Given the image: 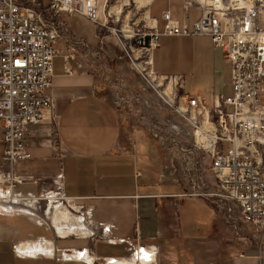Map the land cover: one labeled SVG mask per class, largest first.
Listing matches in <instances>:
<instances>
[{"label": "crops", "instance_id": "0c3cea01", "mask_svg": "<svg viewBox=\"0 0 264 264\" xmlns=\"http://www.w3.org/2000/svg\"><path fill=\"white\" fill-rule=\"evenodd\" d=\"M145 9L147 19L157 24L159 32L165 11L189 29L201 14L197 5L186 6L185 0H147ZM55 23L60 37L54 48L61 52L54 60L49 91L54 98L55 119L28 127L30 159L17 162L13 176L33 179L35 182L19 185H31L38 193L22 195L16 192L17 185L16 197L29 199L32 213L18 208L0 210V264H147L142 255L139 258L141 247L153 253L150 264H264V249L224 259L220 250L206 259L193 250L185 251V242L194 240L183 235L177 211V201L188 198L181 195L189 189L180 181L178 162L165 146L132 127L116 102L104 93L95 58L102 47L99 26L78 13H61ZM172 39H197L199 43L186 55L197 57L199 68L188 62L184 65L191 68L186 69L190 76H203L205 86L187 92L185 73L169 72L170 68L160 63V42ZM79 42L86 44L88 54L74 56L68 73L64 57L70 45ZM151 59L156 74L182 76L183 92L198 97L202 105L210 106L218 97L231 95V64L208 36L161 35ZM137 133L142 135L141 144ZM2 137L1 126L0 181L8 184L11 167L4 160ZM138 149L147 153L140 164ZM59 186L62 198L56 194ZM52 199L58 206L51 207ZM14 200L19 207L27 204ZM43 201L46 216L36 213ZM204 202L213 209V204ZM64 212L82 218L81 226L52 224L51 217L58 219L56 216L66 215ZM106 227L110 228L107 232ZM211 227L213 234L216 230L220 233L216 215ZM207 239L214 249L215 237ZM174 250L187 260L176 258Z\"/></svg>", "mask_w": 264, "mask_h": 264}, {"label": "built area", "instance_id": "2783aa9c", "mask_svg": "<svg viewBox=\"0 0 264 264\" xmlns=\"http://www.w3.org/2000/svg\"><path fill=\"white\" fill-rule=\"evenodd\" d=\"M185 4L197 5L201 10L191 29L173 20L169 11L161 14V32L155 22L147 19V32L138 42L142 58L137 64L136 59L131 61L158 101L177 123L184 125V129L177 124L162 132L160 121L153 122L151 137L187 160L192 156L191 163L173 156L180 162V170L193 172L191 181H184L189 189L181 196L204 199L223 207L229 216L236 209L240 219L264 237V0H185ZM61 13H78L100 24L97 0H0V123L4 160L11 167L8 184L1 191L8 200L30 201L17 198L15 187L35 181L14 177L13 169L17 162L30 159L28 127L55 119L54 98L49 91L54 60L61 53L54 48L60 37L55 22ZM161 35L208 36L231 64V95L218 97L212 105L205 106L198 97L183 92L182 76L156 74L151 54ZM75 54V46L70 45L64 57L68 73ZM168 87L169 95H165ZM118 100L124 102L120 96ZM136 109L140 122L144 120L139 114L141 108ZM161 121L167 125V120ZM223 143L229 144L226 153L222 151ZM205 159L209 160L212 183L203 176ZM56 194L62 198L61 186ZM137 252L139 258L154 257L143 247Z\"/></svg>", "mask_w": 264, "mask_h": 264}, {"label": "rangeland", "instance_id": "374dc122", "mask_svg": "<svg viewBox=\"0 0 264 264\" xmlns=\"http://www.w3.org/2000/svg\"><path fill=\"white\" fill-rule=\"evenodd\" d=\"M97 2L101 16L99 30L100 38L102 39V47L98 51L100 54L95 58H97V66L100 67V79L102 81L101 84L104 93H106L111 100L116 102L120 114L130 120L132 127L138 128L152 140L154 139L151 137L150 128L153 122L157 123V121H160L158 123L161 124L162 132L169 131L172 125L177 124L179 125V129H184L182 122H176L175 116L158 101L156 95L146 85L140 73L137 72L131 63V61L136 59L137 61H135V64H137L142 58L138 42H142L147 32L148 20L145 9L147 0H97ZM261 16L262 24L264 25V12ZM196 40L197 39H172L161 41L158 49V54L160 55L159 61L165 67L170 68L168 70L169 72L180 71L181 73H185L187 92H190L189 90L193 91V89L201 85H206V79L203 76L197 75L198 78L190 76V74L186 72V69L190 70L191 68L184 65V63L188 62L193 65L194 68H199L200 60L197 57L192 59L186 55L187 51H193V45L199 43ZM74 46L76 48V54L74 56L76 57L87 52V49L81 47L80 42L78 44L74 43ZM97 53H95V55ZM86 54H88V52ZM169 90L170 88L168 87L164 94L169 95ZM118 96L124 98V102L120 103ZM136 107L141 108L139 114L141 118L144 119L140 122L136 117ZM161 120H167V122H165L167 125L164 126ZM1 126L0 124V127ZM137 135L138 142L141 144L142 135L138 133ZM154 141H157V144L160 145L158 140L155 139ZM228 148L229 144L223 143L222 151L224 153L227 152ZM172 150H168V152H171L170 154L176 159L183 160L184 162H192V156H189L187 160L184 155L175 153L176 151L174 150L172 152ZM145 155L147 156L146 152L140 151L139 149L137 150L139 164L142 162ZM203 166L206 169L203 174L205 181L207 183H212L213 176L208 170V159H205ZM182 167L185 168L184 164ZM192 175L193 172L191 169L179 171L180 181L182 182L185 180L191 181ZM6 185L7 182L0 181V190ZM33 189L35 188L28 184L19 185L16 192L22 195H37L38 192H34ZM176 190L179 191L180 189L177 188ZM2 198L3 196H1L0 201L3 200ZM50 201L54 206H58L54 199ZM177 202V211L180 215L182 233L186 238L194 240L192 242H185L186 252L193 250L195 255L199 253L206 259L213 257V253H219L218 250H220L223 256L222 258L224 259L232 254H243L248 250H254L259 253L264 249V237L262 233L258 229L245 224L240 219L236 209L233 214L229 216L223 207H218L213 204L211 205L213 210L208 207L204 199L202 200L201 198H186L178 200ZM45 205L46 201L38 204L39 210L36 213L46 216ZM54 215L56 216V214H52V216ZM69 215L66 213V215L63 214L56 217H58L59 221H67L68 218H74L72 215ZM215 215L221 223V229L220 233L216 230V233L213 234V232H211V226ZM210 236L215 237L216 245L214 249L213 247L210 249L211 245H209L210 243L207 239V237ZM173 253L176 255V258H181V261L185 262L187 260L185 256L184 258L180 256L181 254L179 251L177 253V250H174ZM207 254L210 256L207 257ZM215 260L217 261V258Z\"/></svg>", "mask_w": 264, "mask_h": 264}, {"label": "bare ground", "instance_id": "6f19581e", "mask_svg": "<svg viewBox=\"0 0 264 264\" xmlns=\"http://www.w3.org/2000/svg\"><path fill=\"white\" fill-rule=\"evenodd\" d=\"M168 89V88H166ZM166 89H164V93L166 91ZM168 94V93H166ZM3 200L0 201V210L4 211V212H12L13 210H16V208L20 209L23 213H32V210L33 209V205L32 204H25V206H21V207H16L18 206L17 205V202L14 200V199H7L5 197V195L3 194ZM55 204V203H54ZM24 205V204H23ZM54 205H52L51 207H53ZM19 211V210H18ZM15 212V211H14ZM55 216V215H54ZM51 221H52V224H55V225H58V224H62V225H66L67 227H72V226H76L77 224H80L81 226V223L83 221L82 218H68L67 221H59L57 218L55 217H52L51 218ZM79 228V227H78ZM144 257V256H143ZM145 258V257H144ZM145 261L144 262H148V261H151L152 259H148L147 257L144 259Z\"/></svg>", "mask_w": 264, "mask_h": 264}]
</instances>
